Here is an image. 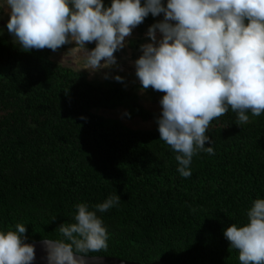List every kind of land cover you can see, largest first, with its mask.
I'll list each match as a JSON object with an SVG mask.
<instances>
[{
	"label": "trees",
	"instance_id": "trees-1",
	"mask_svg": "<svg viewBox=\"0 0 264 264\" xmlns=\"http://www.w3.org/2000/svg\"><path fill=\"white\" fill-rule=\"evenodd\" d=\"M119 106L130 118L151 116L120 86L89 82L49 49L25 51L0 35V230L26 224L29 244L62 239L58 227L75 222L77 204L94 210L117 193L118 206L97 212L108 247L88 257L240 264L223 230L246 223L264 198V113L243 125L231 109L213 120L215 154L194 155L185 178L158 126L129 129L94 112Z\"/></svg>",
	"mask_w": 264,
	"mask_h": 264
},
{
	"label": "clouds",
	"instance_id": "clouds-1",
	"mask_svg": "<svg viewBox=\"0 0 264 264\" xmlns=\"http://www.w3.org/2000/svg\"><path fill=\"white\" fill-rule=\"evenodd\" d=\"M0 10L22 50L55 52L74 42L87 53L81 69L90 73L118 66L114 53L125 38L149 14H163L146 32L151 42L140 45L135 75L142 90L165 93L156 123L160 139L177 153L182 177L192 175L194 155L215 154L206 135L213 120L231 109L243 125L264 113V0H111L108 7L104 0H0ZM111 78L123 82L120 75ZM120 203L115 193L94 210L77 204L75 222L58 227L62 239L42 240L46 264H87L88 253L107 249L109 234L97 212ZM246 216V223L230 224L223 235L238 250L240 264H264V198L255 199ZM25 225L0 230V264L35 261V245L24 242Z\"/></svg>",
	"mask_w": 264,
	"mask_h": 264
},
{
	"label": "rangeland",
	"instance_id": "rangeland-1",
	"mask_svg": "<svg viewBox=\"0 0 264 264\" xmlns=\"http://www.w3.org/2000/svg\"><path fill=\"white\" fill-rule=\"evenodd\" d=\"M163 2L166 5V0ZM104 5L105 7L110 6L111 0H104ZM162 19L163 14L156 17L149 14V16L146 17L140 25L136 26L133 29L132 34L125 38V47L114 53L117 57L118 66L112 67L111 69H102L96 73H90L88 69H81L85 66L84 61L87 53L74 47V42L62 46L55 52L49 49V58L52 62L63 68L70 69L78 74L84 75L87 81L94 84H101L103 86L114 84L120 86L128 93V96L134 97L139 106H141L145 111L151 113V116L148 119H143L140 116H133L130 118L125 114L127 113V108L125 106H119L115 109H98L94 111L96 114L109 119H117L129 129L153 130L158 126L156 119L160 116L161 105L159 101H154L151 94L153 89L151 87L147 90H142L141 84L135 75L134 61L142 54L140 51V45L151 42L146 36L149 26L161 21ZM7 20V12L0 10V29H3V33L6 34L11 42L18 44L14 42V37L7 30ZM157 38H160V34L158 32ZM95 46V41L86 43V48L88 50L95 48ZM105 72L109 73V78L107 79L104 78ZM113 75H120L123 77V82H118L111 78Z\"/></svg>",
	"mask_w": 264,
	"mask_h": 264
},
{
	"label": "water",
	"instance_id": "water-1",
	"mask_svg": "<svg viewBox=\"0 0 264 264\" xmlns=\"http://www.w3.org/2000/svg\"><path fill=\"white\" fill-rule=\"evenodd\" d=\"M30 244L35 245L36 259L33 262V264H46V259H45L46 252L42 244V241L34 242ZM86 260H87V264H142L137 262L124 261L113 257H101V256H94V257L86 256ZM146 264H173V263H170L164 259H160L158 261L152 263H146ZM178 264H186V263L181 262Z\"/></svg>",
	"mask_w": 264,
	"mask_h": 264
}]
</instances>
